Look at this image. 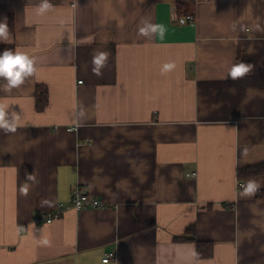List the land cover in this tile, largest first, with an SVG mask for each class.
Wrapping results in <instances>:
<instances>
[{
	"label": "crops",
	"instance_id": "1",
	"mask_svg": "<svg viewBox=\"0 0 264 264\" xmlns=\"http://www.w3.org/2000/svg\"><path fill=\"white\" fill-rule=\"evenodd\" d=\"M50 2L41 16L40 0H0V47L36 60L32 77L0 91L21 115L16 132L0 131V264H264V197L238 185V169L264 162V0ZM144 19L163 37L139 36ZM95 50L109 53L100 76ZM241 62L252 71L224 79ZM26 172L37 182L21 195ZM78 184L105 205L34 222Z\"/></svg>",
	"mask_w": 264,
	"mask_h": 264
},
{
	"label": "clouds",
	"instance_id": "2",
	"mask_svg": "<svg viewBox=\"0 0 264 264\" xmlns=\"http://www.w3.org/2000/svg\"><path fill=\"white\" fill-rule=\"evenodd\" d=\"M55 6L50 0H40V3L35 6V11L38 15H46L54 10ZM165 32L163 25L154 24L150 19H144L138 25L137 33L147 39H151L157 33L162 38ZM10 39L9 26L7 18L0 20V42L7 43ZM109 58L107 51L95 50L92 54V72L94 75H102V70L106 67ZM36 60L29 56V54L22 50H13L6 48L0 52V79L6 83L0 86V91L10 93L13 89L19 88L26 79L32 77L36 72ZM175 65L167 63L162 68V73L171 71ZM253 66L241 62L239 64H232L228 68L224 79L237 80L245 77L252 71ZM84 115V109L81 108L74 116L79 120ZM21 115L16 111L10 110V105L0 103V131L5 133H14L17 130L18 121ZM36 183L37 178L34 172L25 173V180L19 186L21 195H27L30 184ZM242 189L240 196L242 198L251 199L256 195L261 188H264V180L249 179L244 184L240 185ZM43 244H49L48 240H43Z\"/></svg>",
	"mask_w": 264,
	"mask_h": 264
},
{
	"label": "built area",
	"instance_id": "3",
	"mask_svg": "<svg viewBox=\"0 0 264 264\" xmlns=\"http://www.w3.org/2000/svg\"><path fill=\"white\" fill-rule=\"evenodd\" d=\"M178 20L180 23L193 22L194 16L188 14L185 16L178 17ZM79 82H82V80H80ZM71 129L73 128L69 127V130ZM196 175H197L196 172L189 173V176H196ZM241 184H244L243 181H240L238 183L239 187ZM104 205L105 203L100 199L96 198L95 196H93L85 186L78 184L72 189V197L70 204L60 202L53 209L41 211L34 217V222L39 225L44 223H52L60 219L69 206L81 210L87 207L100 208L103 207ZM112 257H115V253L109 252L106 254L105 260L107 261Z\"/></svg>",
	"mask_w": 264,
	"mask_h": 264
},
{
	"label": "trees",
	"instance_id": "4",
	"mask_svg": "<svg viewBox=\"0 0 264 264\" xmlns=\"http://www.w3.org/2000/svg\"><path fill=\"white\" fill-rule=\"evenodd\" d=\"M10 29H14L13 19H10ZM14 50L13 46H10ZM3 51V47H0V52ZM48 102V89L44 86H38L37 88V107L42 109ZM263 175L264 176V162L254 165H249L238 169L239 180H247L252 177ZM257 197H264V188H261L260 191L256 193ZM180 239H186L188 237H178ZM212 245L209 241H199L197 240V257H207L211 254Z\"/></svg>",
	"mask_w": 264,
	"mask_h": 264
}]
</instances>
